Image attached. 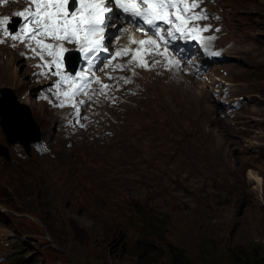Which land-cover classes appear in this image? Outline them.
Here are the masks:
<instances>
[{"label": "rangeland", "instance_id": "374dc122", "mask_svg": "<svg viewBox=\"0 0 264 264\" xmlns=\"http://www.w3.org/2000/svg\"><path fill=\"white\" fill-rule=\"evenodd\" d=\"M244 1L211 4L226 26L227 56L211 67L220 76L182 81L194 85L206 112L199 119L179 116L161 136L142 131L136 149L123 143L131 130L125 120L149 110V97L167 88L165 80L148 86L136 109L112 126L115 136L107 131L105 142L93 141L89 132L71 134L50 110L46 93L36 90L34 61L12 49L27 61L22 66L0 48V89L14 88L51 149L39 154L32 144L29 152L11 145L0 117V147L7 151L0 155V185L12 189L0 187V264L155 263L147 258L168 264L161 243L141 241L142 211L157 216L161 237L182 246L196 264L264 263V101L251 100L264 99V13L244 15ZM262 2L252 7L264 8ZM245 59L252 65L225 66ZM219 79L235 98L244 97L236 117L220 110L213 93ZM15 80L19 86L6 84ZM93 175L99 185L91 183ZM29 184L38 190L25 192ZM64 190L71 197L64 199Z\"/></svg>", "mask_w": 264, "mask_h": 264}, {"label": "snow or ice", "instance_id": "6c2138e0", "mask_svg": "<svg viewBox=\"0 0 264 264\" xmlns=\"http://www.w3.org/2000/svg\"><path fill=\"white\" fill-rule=\"evenodd\" d=\"M27 3L28 7L16 13L24 20L19 31L10 32L8 17L0 19V30L12 41L24 44L27 51L21 55L28 57L31 54V58H39L40 63L36 67L47 70L41 71L40 75L50 73L58 78L51 86L58 101L53 106L72 108L74 123L80 127L85 126L80 123L86 119L81 115L85 106L99 104L101 97L114 103L116 97L109 93L120 90L121 80L125 85L132 83L131 77L137 75V68L150 71L162 61V66L169 70L179 68L180 60L170 57V47L177 54L183 53L178 45L172 46V42L182 39L196 41L211 30V25L199 23L209 19L206 10L200 7L203 0H27ZM125 21L146 38L136 40L129 34V46L115 50L110 56H102L111 51L112 39L119 41L120 33L128 31L123 27ZM4 42L0 39V43ZM66 44L77 46L88 64L86 70L73 74L62 71L71 51ZM11 46L15 48L17 44ZM202 47L209 55H219L211 51L207 44ZM123 57L129 59L125 63L113 64V61ZM149 57L153 58L151 63ZM106 68L111 69L105 72L106 79L113 82L111 84L103 83L96 75V71L103 72ZM124 71H129L131 76L112 74ZM93 84L99 85V88L93 89ZM81 96L84 98L77 99ZM93 97L96 99L93 100ZM49 102L53 103L52 100ZM69 123L73 124V121Z\"/></svg>", "mask_w": 264, "mask_h": 264}, {"label": "bare ground", "instance_id": "6f19581e", "mask_svg": "<svg viewBox=\"0 0 264 264\" xmlns=\"http://www.w3.org/2000/svg\"><path fill=\"white\" fill-rule=\"evenodd\" d=\"M255 0H245L242 4V7L239 9L244 15L252 18L254 12H262L264 13V8L261 6H253ZM264 3V2H262ZM252 7V8H250ZM1 12H6V9H3ZM1 36V32H0ZM236 39V38H235ZM233 41V40H232ZM231 41V43H232ZM4 47L0 45V48ZM7 49V48H6ZM10 55L17 60L22 66L27 61H22V59L16 55H14L13 50L8 49ZM1 51V49H0ZM18 54L17 52H15ZM9 56V55H8ZM7 56V57H8ZM9 58V57H8ZM11 58V57H10ZM10 61V60H9ZM5 63V60L2 63ZM8 63V62H6ZM9 64V63H8ZM28 64V63H27ZM10 65V64H9ZM252 65V62L248 59L241 61V64H230L225 65L229 69L234 70L235 68L243 69L244 67ZM10 68V67H9ZM9 71V70H8ZM10 73V72H9ZM2 74V73H1ZM9 75V74H7ZM6 75V76H7ZM12 75V72H11ZM15 75V74H14ZM10 76V75H9ZM17 78V77H16ZM9 79V78H8ZM11 80V79H9ZM3 83V82H2ZM10 84L12 86H19V82L11 81L6 82V84ZM21 84V83H20ZM170 88L164 89L160 94L155 95L151 98V102H154L153 106L148 110L144 111L137 120L135 121H128L125 124L131 126V130L124 136L123 143L129 145L131 149H136L139 144L140 140L142 139L141 132L148 130L151 136H161L164 132L170 128L172 124L178 119L179 116H192L195 119H199L200 115H203L206 111L203 108V103L201 98L198 94L194 93V86H185L184 84H179L177 86H167ZM12 88V87H10ZM14 89V88H12ZM251 100L257 102L259 105H262L264 99L259 98L256 99L255 96H251ZM198 109V113L196 115L195 110ZM264 115V113H262ZM253 179L254 173L251 175ZM258 180L261 179L258 177ZM91 183L95 185L99 182V178L97 175H93L90 178ZM4 186L0 185V187L7 193H12L11 187H8L6 182H3ZM51 182H48V187L50 186ZM31 184L25 188V192L34 193L38 189L32 188ZM65 196L62 195L64 199L67 197H71L72 192L64 190L63 192Z\"/></svg>", "mask_w": 264, "mask_h": 264}, {"label": "water", "instance_id": "95a60500", "mask_svg": "<svg viewBox=\"0 0 264 264\" xmlns=\"http://www.w3.org/2000/svg\"><path fill=\"white\" fill-rule=\"evenodd\" d=\"M6 105L7 107H5ZM11 111H13V114H10L12 113ZM9 115H13L11 119ZM0 117L2 126L8 133L10 144L20 140L29 151L30 144L40 139L41 133L37 124L34 123L35 121L30 114L28 106L18 102L13 89L10 87H3L0 90ZM4 154L7 155V151L0 147V155Z\"/></svg>", "mask_w": 264, "mask_h": 264}, {"label": "trees", "instance_id": "16d2710c", "mask_svg": "<svg viewBox=\"0 0 264 264\" xmlns=\"http://www.w3.org/2000/svg\"><path fill=\"white\" fill-rule=\"evenodd\" d=\"M7 107V105L5 106ZM5 109V108H4ZM7 109V108H6ZM9 110V109H7ZM11 110V109H10ZM3 111V110H2ZM5 111V110H4ZM8 112V111H7ZM13 114V111H11ZM15 112V110H14ZM16 113V112H15ZM10 119L13 115H9ZM8 116V118H9ZM156 217L154 214H150L147 216L146 212L140 213V220L139 222L142 223L143 226V234L141 235V241L144 242L147 245H150L152 243H161L162 246L167 250L169 259L168 264H196L194 262L189 254L185 251V249L182 246L177 245L176 243H173L172 241L168 240L166 237H161L162 234H160V223L156 221ZM144 256H147V254ZM154 260V264H156V260L152 258H147L146 260ZM231 264H251L249 260L245 259H233ZM256 264H264V263H256Z\"/></svg>", "mask_w": 264, "mask_h": 264}]
</instances>
